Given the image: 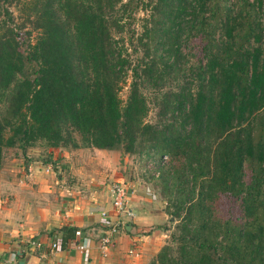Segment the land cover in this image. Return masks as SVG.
I'll list each match as a JSON object with an SVG mask.
<instances>
[{
    "label": "trees",
    "instance_id": "16d2710c",
    "mask_svg": "<svg viewBox=\"0 0 264 264\" xmlns=\"http://www.w3.org/2000/svg\"><path fill=\"white\" fill-rule=\"evenodd\" d=\"M16 2L35 37L22 51L0 5V169L5 149L37 142L167 156L158 178L183 198L171 215L174 248L165 243L148 264H264V0H155L143 33L163 56L144 53L133 68L113 39L128 2ZM190 34L202 61L184 69L178 48ZM174 71L188 80L160 93L159 121L147 123L141 80ZM219 195L238 201V222L216 216Z\"/></svg>",
    "mask_w": 264,
    "mask_h": 264
},
{
    "label": "crops",
    "instance_id": "0c3cea01",
    "mask_svg": "<svg viewBox=\"0 0 264 264\" xmlns=\"http://www.w3.org/2000/svg\"><path fill=\"white\" fill-rule=\"evenodd\" d=\"M102 152L50 149L45 155L32 152L2 161L0 264H148L154 258L166 242L160 228L166 216L135 185L129 186L132 193L121 217L124 228L113 238L108 256L98 254V239L115 217L109 187L123 180L115 176L112 162L89 158ZM102 212L107 216L101 217ZM71 229L81 232L83 252L70 243ZM51 242L58 243V250L49 251ZM133 248L138 257L127 254Z\"/></svg>",
    "mask_w": 264,
    "mask_h": 264
},
{
    "label": "rangeland",
    "instance_id": "374dc122",
    "mask_svg": "<svg viewBox=\"0 0 264 264\" xmlns=\"http://www.w3.org/2000/svg\"><path fill=\"white\" fill-rule=\"evenodd\" d=\"M16 1L17 0H7L4 2V0H0V5L2 8L8 11L12 25L18 30V39L21 44L20 49L25 52L27 44L33 42L35 33L32 32L29 37L26 35V33L29 31V28L26 26V24L25 26H22L24 24V14L21 11V6L18 4L19 2ZM20 1L23 2L26 0ZM127 2L128 5L121 16L123 31L120 34H113V39L116 42L117 47L121 50L122 54L127 58L128 62H130L131 68L138 66L142 67L140 60L144 58L146 53H148L153 58V60H156L161 55L163 56L161 50L158 48L155 50V43L150 41L149 36H144L143 33L145 28L150 26V18L152 16L150 9L155 0H122V3ZM8 3L10 4L8 5ZM202 44L201 38L193 34L182 38L178 48L179 62L181 63L180 66H184V69H186L202 61ZM172 58H170L168 61L165 58L161 59L166 61V63H169L172 61ZM158 67L160 68L161 64L157 63L156 68ZM130 73V69L127 70V76L120 84V90L118 91V97L122 104L127 97L128 85L131 81ZM187 78L186 72L184 73L183 71H174L169 75L164 76V80L161 82L159 81L156 84H152L151 82L143 79L141 80L140 90L144 95L148 106V112L145 118L147 123L156 124L159 121L157 114L158 106L156 101L159 99L160 93L173 89L177 85H181L183 81L188 80ZM48 150H50V148L45 147L41 142H37L32 148H25L24 150H20L18 148L5 149L3 151V162L8 159H21V156L26 155V153L41 152V154L44 153L45 155L47 154ZM60 151L75 150L60 149ZM102 153H104L103 155L106 156L102 155L96 157L93 155L89 158H91L93 161L99 160L112 162L115 176L118 177L120 174L122 175L123 180L118 181V183L120 182L125 185L128 190L130 185H135L133 186L135 190L144 191V195L149 196V198H151V200H153L159 206V208L162 209V212L166 216V221L160 226V228L165 232V243L170 244L171 247L174 248V245H172L173 243L171 241L172 237L175 235L176 230L174 227L176 222L173 221L175 218L171 215L178 206V202L176 200H181L183 197H180L179 192L176 190L175 184L172 183V179L167 178L168 183L164 184L159 178H152L145 168V163L148 160L145 155H126L119 150L105 151ZM154 159L156 158L154 157ZM107 162L104 163L108 164ZM177 164L178 161L176 162L175 166H177ZM162 175L165 176L166 172H162ZM214 211L216 216L221 219H229L238 222L239 218L241 217L238 201L225 195H219L215 203Z\"/></svg>",
    "mask_w": 264,
    "mask_h": 264
},
{
    "label": "built area",
    "instance_id": "2783aa9c",
    "mask_svg": "<svg viewBox=\"0 0 264 264\" xmlns=\"http://www.w3.org/2000/svg\"><path fill=\"white\" fill-rule=\"evenodd\" d=\"M167 161L168 159L166 156H161L157 159L150 158L145 163L146 171L149 172L152 178L156 179L159 177L162 167L164 168V166H167ZM131 193L132 191L128 192V188L122 183L115 182L112 183L109 187L110 207L115 217L110 222L108 229L98 239L97 250L101 258H106L108 256L113 243V238L118 234L121 229L124 228L125 224L121 217L125 214L124 207L127 203L128 196ZM100 215L101 217H106L107 213L102 212ZM81 236L82 235L79 230H74L72 233V239L70 241V243L74 244V247L78 252L84 251V246L80 241ZM30 244L31 246L37 249L41 248V243L39 242H31ZM58 248V243L51 242L49 246V251L54 252L58 250ZM127 254L133 257H138V251H136L135 248L130 249Z\"/></svg>",
    "mask_w": 264,
    "mask_h": 264
}]
</instances>
